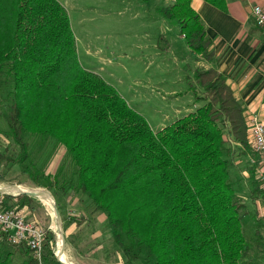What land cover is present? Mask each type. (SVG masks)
<instances>
[{"label":"trees","instance_id":"obj_1","mask_svg":"<svg viewBox=\"0 0 264 264\" xmlns=\"http://www.w3.org/2000/svg\"><path fill=\"white\" fill-rule=\"evenodd\" d=\"M208 1L226 7V0ZM156 10L192 50L211 56V39L191 0H170ZM194 79L203 88L195 96L202 104L155 129L112 82L81 63L60 0H0V96L6 104L0 114L18 152L0 161L31 171L37 185L71 188L90 216L79 225L106 213L102 228H111L130 263L243 264L250 248L227 144L249 146L244 107L216 68L198 69ZM32 138L57 141L65 150L55 174L27 163ZM0 243L12 247L0 254V264H39L29 246L4 236ZM55 247L56 233L47 228L44 263L67 264ZM21 248L27 257L14 262Z\"/></svg>","mask_w":264,"mask_h":264},{"label":"rangeland","instance_id":"obj_2","mask_svg":"<svg viewBox=\"0 0 264 264\" xmlns=\"http://www.w3.org/2000/svg\"><path fill=\"white\" fill-rule=\"evenodd\" d=\"M60 1L70 15L81 63L87 68L98 70L97 73L110 80L128 102L146 116L152 127L158 129L182 116V113L197 108L192 103L182 110L183 107L179 105L186 98L182 96L183 91H190L193 98L203 95V88L194 77L198 69L211 66L207 67V55L194 50V55L190 53L186 37L178 34L181 30L156 10L158 4L170 0ZM174 28L179 31H174ZM173 88L178 89L175 95L170 94ZM176 96L181 97L176 99ZM2 97L0 113L6 108ZM227 145L231 149L227 154L231 177L241 205L239 212L243 216V230L250 248L243 264H264V190L258 177L264 169V161L254 148L250 133L248 147L234 142H228ZM61 148L57 141L47 139L40 143L39 138H32L30 150L33 155L27 163L55 174L65 151ZM17 154L12 137L7 132L6 121L0 114V158H16ZM23 170L17 163L9 166L5 161H0V184L48 189L33 182L31 171L29 174L24 172L29 170ZM48 190L53 195V202L60 205L66 257L63 259L59 255L61 259L73 264H143L139 260L136 263L128 262L122 249L114 243L111 228H102L105 223L100 225V235L94 237L97 226L89 221L84 220L82 226L77 227L80 219L90 216L84 201L76 202L73 208L69 202L74 195L71 188L66 191L57 188ZM21 193L10 190L9 194L12 195L6 196L7 206L20 211L44 230L52 228L55 231V253L58 258L61 232L53 202L47 196L32 195L28 199ZM67 215H71V218ZM257 226L261 237L255 231ZM71 229L73 232L70 234ZM66 242H69L73 255L68 252ZM11 249L0 243V254L5 255ZM12 255L13 261L19 262L27 257V251L21 248Z\"/></svg>","mask_w":264,"mask_h":264},{"label":"crops","instance_id":"obj_3","mask_svg":"<svg viewBox=\"0 0 264 264\" xmlns=\"http://www.w3.org/2000/svg\"><path fill=\"white\" fill-rule=\"evenodd\" d=\"M191 4L198 12L207 36L211 39V56L207 58V67H214L225 75L235 96L244 107L245 117L257 113L264 121V30L257 25L252 12L255 4L264 8V0H226L225 8L208 0H191ZM173 30L179 31L175 28ZM178 34L185 38L181 31ZM188 48L194 55L192 49L189 46ZM177 90L171 89L170 94L175 95ZM182 96L186 97L179 105L183 107L182 110L192 103L195 107L201 105L202 101L193 98V94L187 89L183 91ZM185 114L187 113H182ZM69 202L74 208L80 200L78 196L73 195ZM67 217L70 219L71 215ZM106 217V213L98 214L97 220L94 221L97 229L93 232V237L100 235V225L106 221ZM81 226L82 224L77 225L78 228ZM72 232L73 229L69 230L70 234ZM70 249L68 244L67 250L73 255Z\"/></svg>","mask_w":264,"mask_h":264},{"label":"built area","instance_id":"obj_4","mask_svg":"<svg viewBox=\"0 0 264 264\" xmlns=\"http://www.w3.org/2000/svg\"><path fill=\"white\" fill-rule=\"evenodd\" d=\"M254 19L264 30V8L260 4L252 7ZM248 129L254 148L264 161V121L257 113L246 117ZM264 190V169L258 175ZM9 191L0 190V236L5 237L14 245L25 244L29 246L39 264L43 261V239L45 230L35 222L27 219L20 211L6 206V194Z\"/></svg>","mask_w":264,"mask_h":264},{"label":"water","instance_id":"obj_5","mask_svg":"<svg viewBox=\"0 0 264 264\" xmlns=\"http://www.w3.org/2000/svg\"><path fill=\"white\" fill-rule=\"evenodd\" d=\"M20 184H0V190L1 191H10V190H17L18 192H23V193H27L29 195H33V196H41V197H44V196H47L49 195L50 197H53L51 191H49L48 189H44V188H34V189H30V188H23V189H17L15 188L16 186H19ZM53 207H54V212L56 214V218H57V221H58V225H59V229H60V232H61V237H62V240H63V247H61V250H65V239H64V236H63V229H62V216H61V213H60V210L56 204V202L54 201L53 202ZM60 252V251H59ZM58 254V259L63 262V263H67V264H73L72 262L70 261H64L63 259L60 258L59 256V253Z\"/></svg>","mask_w":264,"mask_h":264},{"label":"bare ground","instance_id":"obj_6","mask_svg":"<svg viewBox=\"0 0 264 264\" xmlns=\"http://www.w3.org/2000/svg\"><path fill=\"white\" fill-rule=\"evenodd\" d=\"M15 188H17V189H19V188H20V189H23L22 186H16ZM47 197H48V199H49L50 201L53 202L52 197H50L49 195H47ZM60 241H61V244H63L62 237L60 238ZM61 244L59 243V246H60V247H62ZM59 255L61 256V258L66 259V257H65V253L63 252V250H60ZM65 261H66V260H65Z\"/></svg>","mask_w":264,"mask_h":264}]
</instances>
